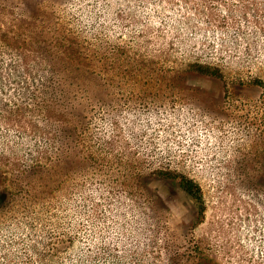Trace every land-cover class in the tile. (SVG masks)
<instances>
[{"label":"rangeland","instance_id":"1","mask_svg":"<svg viewBox=\"0 0 264 264\" xmlns=\"http://www.w3.org/2000/svg\"><path fill=\"white\" fill-rule=\"evenodd\" d=\"M0 190V264H264V0H0Z\"/></svg>","mask_w":264,"mask_h":264},{"label":"trees","instance_id":"2","mask_svg":"<svg viewBox=\"0 0 264 264\" xmlns=\"http://www.w3.org/2000/svg\"><path fill=\"white\" fill-rule=\"evenodd\" d=\"M78 69H79L80 74L83 73L82 71L85 72V70L82 69V66H77V65L72 66L71 64H65L63 67L64 73L67 72L68 74L73 73V72L77 73ZM206 73H207V71H206ZM210 74H214V73L210 71ZM179 185L186 193H188L190 195H192V194L195 195V193H197L198 186L192 180H190L186 177L180 178ZM4 198H6L4 195V192H3V190H0V206L3 205V203L5 202Z\"/></svg>","mask_w":264,"mask_h":264}]
</instances>
